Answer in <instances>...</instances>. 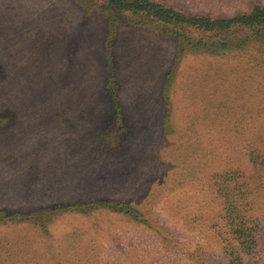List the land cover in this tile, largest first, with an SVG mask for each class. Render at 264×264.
<instances>
[{"label": "rangeland", "instance_id": "rangeland-1", "mask_svg": "<svg viewBox=\"0 0 264 264\" xmlns=\"http://www.w3.org/2000/svg\"><path fill=\"white\" fill-rule=\"evenodd\" d=\"M110 7L0 0V264H264V47Z\"/></svg>", "mask_w": 264, "mask_h": 264}, {"label": "trees", "instance_id": "trees-1", "mask_svg": "<svg viewBox=\"0 0 264 264\" xmlns=\"http://www.w3.org/2000/svg\"><path fill=\"white\" fill-rule=\"evenodd\" d=\"M110 9L119 19L130 15H143L146 19L139 23L164 25L169 33L177 38L181 47L207 45L219 40L223 49L234 42L236 35L242 32L241 44L248 41L261 42L264 47V7L257 4L250 12L238 13L229 17H213L210 15H190L176 8L158 4L151 0H107ZM116 19V18H115ZM117 20V19H116ZM159 25V26H160ZM226 34V35H225ZM218 38V39H217ZM236 38V39H237ZM249 44V43H248ZM190 45V46H187ZM125 207L121 212H125ZM130 210V206H127ZM138 216V215H137ZM232 230L235 226L231 227ZM241 244L245 245V238L239 237Z\"/></svg>", "mask_w": 264, "mask_h": 264}]
</instances>
